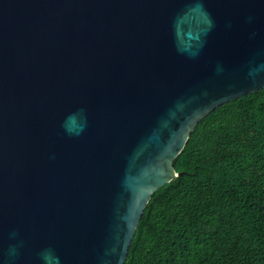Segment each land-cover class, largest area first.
Segmentation results:
<instances>
[{"label":"water","instance_id":"water-1","mask_svg":"<svg viewBox=\"0 0 264 264\" xmlns=\"http://www.w3.org/2000/svg\"><path fill=\"white\" fill-rule=\"evenodd\" d=\"M197 2L0 0V264H124L195 125L264 87V0Z\"/></svg>","mask_w":264,"mask_h":264},{"label":"trees","instance_id":"trees-1","mask_svg":"<svg viewBox=\"0 0 264 264\" xmlns=\"http://www.w3.org/2000/svg\"><path fill=\"white\" fill-rule=\"evenodd\" d=\"M173 165L124 264H264V87L204 116Z\"/></svg>","mask_w":264,"mask_h":264},{"label":"clouds","instance_id":"clouds-1","mask_svg":"<svg viewBox=\"0 0 264 264\" xmlns=\"http://www.w3.org/2000/svg\"><path fill=\"white\" fill-rule=\"evenodd\" d=\"M191 10H195V11H198V12H202L203 11V4L200 3L199 0H198V2L195 4V8L194 9H191L190 8V11ZM205 16L207 17V14L206 13H205ZM212 27H213V22H212V20H211L210 17H207V29L205 31V34H207V31H210ZM199 46L201 48L203 47V41L200 42V45ZM191 55L193 57H195L196 55H198V52H194ZM261 69H264V64L259 65V67L257 69H255L254 72L255 71H259ZM254 72L253 73H250V74H254ZM84 127H86V121H85L84 124H82L79 127L78 130H76V133L75 134L79 135L84 130ZM66 130L69 131L70 133L73 131L72 128L67 127V126H66ZM13 235H15V233H13ZM9 255L10 256H15L16 255V248L15 247H12V248L9 249ZM41 255H42V259L44 261H47V259H48V250H45Z\"/></svg>","mask_w":264,"mask_h":264}]
</instances>
